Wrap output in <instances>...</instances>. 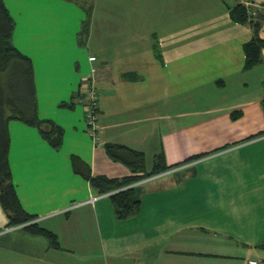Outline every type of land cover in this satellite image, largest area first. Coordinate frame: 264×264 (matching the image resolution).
<instances>
[{"label":"crops","instance_id":"obj_1","mask_svg":"<svg viewBox=\"0 0 264 264\" xmlns=\"http://www.w3.org/2000/svg\"><path fill=\"white\" fill-rule=\"evenodd\" d=\"M14 44L34 65L39 118L9 120L13 181L33 221L56 240L10 225L0 201V264H264V44L246 68L250 22L264 0H4ZM97 95V128L86 106ZM94 130V131H93ZM144 155L145 170L107 145ZM139 204L117 212L75 170L138 176ZM176 164V165H175ZM252 261H256L255 263Z\"/></svg>","mask_w":264,"mask_h":264},{"label":"trees","instance_id":"obj_2","mask_svg":"<svg viewBox=\"0 0 264 264\" xmlns=\"http://www.w3.org/2000/svg\"><path fill=\"white\" fill-rule=\"evenodd\" d=\"M90 8L87 9L84 33L88 32ZM231 15L241 23L250 22L254 28V37L246 44V68L257 64L261 58L264 40L259 36L262 14L249 12L244 3H238L231 10ZM15 20L4 0H0V201L10 219V225L25 224L30 231L46 235L52 242L55 234L33 221L35 215L29 213L23 206L14 181L9 162L10 133L9 120L18 118L30 125L39 126L43 134L54 145L62 143V128L52 122L39 118L34 65L29 56L24 54L13 42ZM264 106V101H263ZM87 117V113H86ZM108 154L121 160L135 170H145L144 155L124 146L108 144ZM75 170L100 189V192H111L117 212L126 215L139 204L140 191L130 184L165 171L171 166L164 163L161 155L156 158L153 171L138 176L110 178L105 175L92 176L90 168L78 157H73ZM176 165V164H175Z\"/></svg>","mask_w":264,"mask_h":264},{"label":"built area","instance_id":"obj_3","mask_svg":"<svg viewBox=\"0 0 264 264\" xmlns=\"http://www.w3.org/2000/svg\"><path fill=\"white\" fill-rule=\"evenodd\" d=\"M96 100H97V95L94 90H91V100L89 104H87L86 110H87V121L89 125L91 126V128H93L94 130L97 128V125H96V120H97L96 103L97 101ZM252 262L255 263L256 261H252Z\"/></svg>","mask_w":264,"mask_h":264},{"label":"rangeland","instance_id":"obj_4","mask_svg":"<svg viewBox=\"0 0 264 264\" xmlns=\"http://www.w3.org/2000/svg\"><path fill=\"white\" fill-rule=\"evenodd\" d=\"M80 1L83 2V3L88 4V6H89V8H90V4H91L92 0H80ZM96 121H97V120H96Z\"/></svg>","mask_w":264,"mask_h":264}]
</instances>
